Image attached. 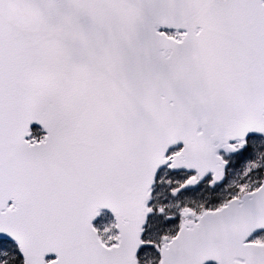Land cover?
<instances>
[{
    "label": "snow or ice",
    "instance_id": "snow-or-ice-1",
    "mask_svg": "<svg viewBox=\"0 0 264 264\" xmlns=\"http://www.w3.org/2000/svg\"><path fill=\"white\" fill-rule=\"evenodd\" d=\"M0 264H264V0H0Z\"/></svg>",
    "mask_w": 264,
    "mask_h": 264
}]
</instances>
